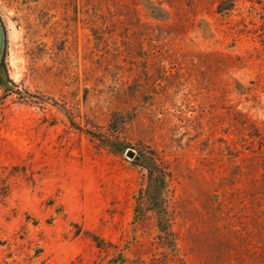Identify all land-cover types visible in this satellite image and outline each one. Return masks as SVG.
Returning <instances> with one entry per match:
<instances>
[{
	"label": "rangeland",
	"instance_id": "374dc122",
	"mask_svg": "<svg viewBox=\"0 0 264 264\" xmlns=\"http://www.w3.org/2000/svg\"><path fill=\"white\" fill-rule=\"evenodd\" d=\"M137 2L154 35L0 0V264H264V0ZM153 152L176 252L145 201Z\"/></svg>",
	"mask_w": 264,
	"mask_h": 264
},
{
	"label": "trees",
	"instance_id": "16d2710c",
	"mask_svg": "<svg viewBox=\"0 0 264 264\" xmlns=\"http://www.w3.org/2000/svg\"><path fill=\"white\" fill-rule=\"evenodd\" d=\"M161 4L163 3L161 2ZM166 4L171 5L168 2ZM223 6V3L219 5L217 13L222 14L224 10H230L223 9ZM82 9L84 12H86L87 9H89L91 12V15L88 16L86 24L88 25L89 30L91 31V33H93L94 36H97L99 32L103 31V29L112 27L114 24H116L117 22H114L110 19L116 16L122 18V20L118 23L124 26L123 30L131 32L130 36H136V33L144 27H148L150 29L149 36L155 34V29L152 28L153 24L144 21L145 16L142 14L143 10L140 8V3H138L137 0H82ZM157 10H159V12L164 11V9L160 6L159 8H157ZM147 16L150 20H161V17L153 12H151ZM114 115L120 117L118 113ZM122 120H125L123 121L124 126L128 125L127 119L123 117ZM251 133L252 134L249 135V138L251 139L250 143L254 145L256 143V140H258L257 138H259V140L262 141V143H259L258 141L260 152L264 153V139H262V137H260L259 135L253 134L258 133V130L254 125L252 127ZM116 138L117 137L114 134L109 136L107 135L105 137L108 142L112 143L115 142L114 140ZM242 142L244 141L242 140ZM107 146H109L108 143ZM123 148L126 147L123 146ZM251 154H255V152L249 151L246 156H251ZM156 160L157 155L153 152L152 157L149 159L151 165L147 164V166L145 167L150 175V184H153V182L156 183L154 189L150 186V188L146 191L147 194L145 197V201H147L146 204L148 205L150 210L156 215L159 231L162 233L168 248L170 249V251L176 252L178 250L176 235L172 228V219L165 207V194L167 192L166 185L168 183V175L166 171H163L159 168ZM139 215L140 214L138 212L136 216L138 217ZM88 234L92 237L98 248H100L101 250H105L104 240L100 239V237H97L96 235H92L90 233ZM123 262V257L118 256L116 259H111L106 264H122Z\"/></svg>",
	"mask_w": 264,
	"mask_h": 264
},
{
	"label": "water",
	"instance_id": "95a60500",
	"mask_svg": "<svg viewBox=\"0 0 264 264\" xmlns=\"http://www.w3.org/2000/svg\"><path fill=\"white\" fill-rule=\"evenodd\" d=\"M3 43V32H2V27L0 25V47L2 46ZM131 156L133 155L132 153L130 154Z\"/></svg>",
	"mask_w": 264,
	"mask_h": 264
}]
</instances>
